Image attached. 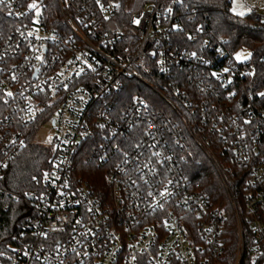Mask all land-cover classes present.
I'll return each instance as SVG.
<instances>
[{
  "label": "built area",
  "instance_id": "built-area-1",
  "mask_svg": "<svg viewBox=\"0 0 264 264\" xmlns=\"http://www.w3.org/2000/svg\"><path fill=\"white\" fill-rule=\"evenodd\" d=\"M190 1L0 2V205L25 207L0 264H264V76ZM128 81L145 90L120 108ZM49 121L48 167L15 194L6 169Z\"/></svg>",
  "mask_w": 264,
  "mask_h": 264
},
{
  "label": "trees",
  "instance_id": "trees-1",
  "mask_svg": "<svg viewBox=\"0 0 264 264\" xmlns=\"http://www.w3.org/2000/svg\"><path fill=\"white\" fill-rule=\"evenodd\" d=\"M127 1L124 0L127 9ZM159 0H136L131 11H139L146 4ZM232 0H193L190 1L189 8L199 10V19L210 23L209 28L215 38H227L230 40L228 46L231 53L236 54L240 49L248 48L252 52L251 61L260 74L264 76V26L252 25L255 12L244 17L233 16L231 11ZM142 90L138 82L128 81L122 94L125 103L119 104L120 108L125 106L127 100L135 92ZM148 93L143 91V93ZM153 97V96H152ZM165 106L164 104H159ZM167 108V107H164ZM88 154L83 156H87ZM51 150L45 146L37 144L34 138H28L27 147L15 157L5 172L4 186L15 194L23 195L35 188L34 178L40 177L42 172L48 167ZM83 158V157H82ZM204 161V159H202ZM204 167H196L199 174L208 173L209 179L204 182L205 187L210 191L214 203L222 204L227 198L223 186L215 174L212 167L206 161ZM84 177L90 179L94 184H102V178L95 163L83 166L80 171ZM4 205L8 207L5 209ZM25 207L21 204L13 203L9 199H3L0 205V251L3 250L15 233V226L18 217L23 214Z\"/></svg>",
  "mask_w": 264,
  "mask_h": 264
},
{
  "label": "rangeland",
  "instance_id": "rangeland-1",
  "mask_svg": "<svg viewBox=\"0 0 264 264\" xmlns=\"http://www.w3.org/2000/svg\"><path fill=\"white\" fill-rule=\"evenodd\" d=\"M135 3L136 0H128L127 9L131 11L134 8ZM263 10H264V0H232L231 1L230 13L233 16L235 15V16L244 17L253 12H262ZM250 57H251V51L248 48L240 49L235 54V58L238 61H247L248 59H250ZM53 137H54V133L52 130V124L51 121H49L47 123H43L40 126L35 137V142L45 147H51ZM99 173L100 175L103 174V173L101 174V172ZM98 186H100V184H98Z\"/></svg>",
  "mask_w": 264,
  "mask_h": 264
},
{
  "label": "snow or ice",
  "instance_id": "snow-or-ice-1",
  "mask_svg": "<svg viewBox=\"0 0 264 264\" xmlns=\"http://www.w3.org/2000/svg\"><path fill=\"white\" fill-rule=\"evenodd\" d=\"M0 2H3V0H0ZM33 7H35V5H33Z\"/></svg>",
  "mask_w": 264,
  "mask_h": 264
},
{
  "label": "water",
  "instance_id": "water-1",
  "mask_svg": "<svg viewBox=\"0 0 264 264\" xmlns=\"http://www.w3.org/2000/svg\"><path fill=\"white\" fill-rule=\"evenodd\" d=\"M52 124L54 125V121L52 122Z\"/></svg>",
  "mask_w": 264,
  "mask_h": 264
}]
</instances>
